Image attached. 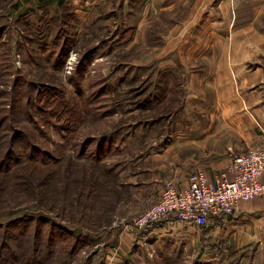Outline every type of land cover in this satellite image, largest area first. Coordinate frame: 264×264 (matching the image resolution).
<instances>
[{
    "label": "rangeland",
    "instance_id": "1",
    "mask_svg": "<svg viewBox=\"0 0 264 264\" xmlns=\"http://www.w3.org/2000/svg\"><path fill=\"white\" fill-rule=\"evenodd\" d=\"M141 2L0 0V264H260L234 233L125 230L176 165L228 160L207 96L174 84L201 54L170 51L190 22ZM194 23L191 45L229 28Z\"/></svg>",
    "mask_w": 264,
    "mask_h": 264
},
{
    "label": "crops",
    "instance_id": "2",
    "mask_svg": "<svg viewBox=\"0 0 264 264\" xmlns=\"http://www.w3.org/2000/svg\"><path fill=\"white\" fill-rule=\"evenodd\" d=\"M141 3L145 6L144 18H148L151 10L162 15L167 7L168 11L175 10L176 19L190 23L203 20L223 22L224 27H229L224 37L212 33L208 45L204 44L206 39H199V43L191 45L189 31L199 26L185 23L179 43L175 48H170L173 54L175 51L192 55L201 53L197 58L186 61L193 77L182 78L181 82L177 80L174 84L186 85L187 90L195 91V87L202 90L197 92L207 96L206 104L212 116L222 118L219 125L211 121L208 131L212 132L214 140L223 141L222 155L228 156V160L224 159L211 170L202 167L193 170L204 171L212 179L230 164L233 155L246 153L264 138V0H142ZM234 20L239 25L233 33ZM234 35L241 40L233 41V44L231 38ZM192 68L198 69L195 74ZM169 69L179 71L177 67ZM166 163L163 162V165H171L170 161ZM189 170L188 166L176 165L175 170L168 174V179L172 178V181L184 187ZM163 182L159 180L158 183L162 185ZM200 232L207 238H218L223 232H227V235L234 233L240 245L255 243L262 258L260 264H264V194L241 204L233 216L213 220L206 230Z\"/></svg>",
    "mask_w": 264,
    "mask_h": 264
},
{
    "label": "built area",
    "instance_id": "3",
    "mask_svg": "<svg viewBox=\"0 0 264 264\" xmlns=\"http://www.w3.org/2000/svg\"><path fill=\"white\" fill-rule=\"evenodd\" d=\"M264 194V138L246 153L233 155L223 171L212 179L196 170L186 177V186L174 181L161 185L158 200L125 230L151 236L164 230H206L213 220L233 216L241 204Z\"/></svg>",
    "mask_w": 264,
    "mask_h": 264
},
{
    "label": "trees",
    "instance_id": "4",
    "mask_svg": "<svg viewBox=\"0 0 264 264\" xmlns=\"http://www.w3.org/2000/svg\"><path fill=\"white\" fill-rule=\"evenodd\" d=\"M7 159H9V157ZM0 163L4 165L5 163H7V161H5L4 159L3 161H0Z\"/></svg>",
    "mask_w": 264,
    "mask_h": 264
}]
</instances>
